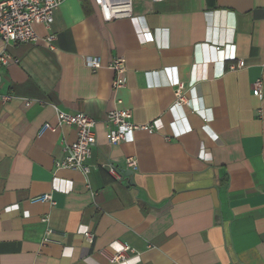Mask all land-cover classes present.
Listing matches in <instances>:
<instances>
[{"label": "crops", "instance_id": "1", "mask_svg": "<svg viewBox=\"0 0 264 264\" xmlns=\"http://www.w3.org/2000/svg\"><path fill=\"white\" fill-rule=\"evenodd\" d=\"M132 9L136 21H105L92 0H64L49 27L34 25L37 41L7 47L17 62L0 70V264H114L122 244L130 250L118 264H264V0H133ZM116 56L127 81L114 92ZM170 69L186 100L175 110ZM117 97L134 123L162 129L109 143ZM56 107L99 121L88 175L55 165L77 139ZM55 177L68 191L53 189ZM47 193L54 203L34 200Z\"/></svg>", "mask_w": 264, "mask_h": 264}, {"label": "built area", "instance_id": "2", "mask_svg": "<svg viewBox=\"0 0 264 264\" xmlns=\"http://www.w3.org/2000/svg\"><path fill=\"white\" fill-rule=\"evenodd\" d=\"M64 0H0V37L4 43V50L0 53V70L3 67L16 63L15 59L8 51L7 47L19 43H32L37 41L38 35L35 31L34 25L36 23H43L49 27L54 21L55 10L61 5ZM100 9L103 19L105 21H111L118 18H130L136 21L139 17L133 15V0H92ZM163 1V0H154ZM143 39L146 41H153V35L149 31H142ZM54 38V35L47 37L50 43ZM220 47H216L215 51H219ZM223 63L226 60H234L235 54L228 53L224 56ZM87 65L93 70L98 69L101 66V62L96 57H88L86 60ZM245 66V61L238 60L236 63H231L229 68L232 70L242 68ZM110 68L114 72V78L112 82V89L114 92L119 91L126 85V59L123 56H116L111 64ZM171 73V83L176 86L177 101L172 107L175 110L176 107L186 102L185 96L182 90L184 85L179 79L174 76L173 71ZM1 82V74H0ZM254 94H262L263 81L262 79H256L253 83ZM4 99H9V96H4ZM29 104V101L26 102ZM121 98H116V107L107 113L104 125L106 127V138L109 143L116 145L121 142H132L135 139V131L146 130L149 133L162 129L160 120H155L147 124H137L132 121L131 109L124 107ZM56 109L59 124H67L74 126L77 129V139L71 144H67L64 147L65 154L61 159L55 161L57 168H68L81 171L85 175H88L92 168L89 164V159L92 155V149L97 142V125L99 121L86 112H67L59 108ZM46 129L55 128L46 123L42 131ZM188 129L176 130V135L180 132H184ZM168 138V136H167ZM107 171L116 177L121 179L122 173L118 167L111 162L104 163L102 165ZM126 166L128 169L135 171L138 169V160L134 156L126 158ZM58 178H54L52 185L54 190L60 189L58 186ZM71 188V187H70ZM35 201H51L54 203L52 195L47 193L34 199ZM85 239L92 242L93 235L85 229L82 233ZM130 246L128 244H122L119 251L110 257V261L114 264H118L120 261H125L128 257V251Z\"/></svg>", "mask_w": 264, "mask_h": 264}, {"label": "water", "instance_id": "3", "mask_svg": "<svg viewBox=\"0 0 264 264\" xmlns=\"http://www.w3.org/2000/svg\"><path fill=\"white\" fill-rule=\"evenodd\" d=\"M131 174V172H128V174L127 175H130Z\"/></svg>", "mask_w": 264, "mask_h": 264}]
</instances>
